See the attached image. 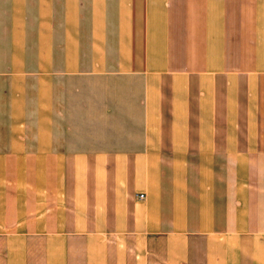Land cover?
Masks as SVG:
<instances>
[{
  "label": "crops",
  "instance_id": "crops-1",
  "mask_svg": "<svg viewBox=\"0 0 264 264\" xmlns=\"http://www.w3.org/2000/svg\"><path fill=\"white\" fill-rule=\"evenodd\" d=\"M0 264H264V0H0Z\"/></svg>",
  "mask_w": 264,
  "mask_h": 264
}]
</instances>
